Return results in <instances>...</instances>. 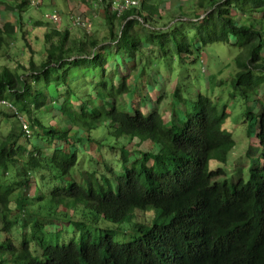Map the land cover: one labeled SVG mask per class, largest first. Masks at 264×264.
<instances>
[{"label":"trees","instance_id":"1","mask_svg":"<svg viewBox=\"0 0 264 264\" xmlns=\"http://www.w3.org/2000/svg\"><path fill=\"white\" fill-rule=\"evenodd\" d=\"M115 1L100 3L104 37L75 38L54 25L39 63L0 67V100L14 109L0 108L23 125L0 139V264H264V0H197L190 13L178 2L180 16L168 21L170 0H140L120 16ZM29 2L0 0L16 13L0 24V52L18 32L28 36ZM215 44L237 51L230 96L255 119L248 134L261 155L246 179L210 169L211 161L227 163L236 145L224 128L227 106L199 93L189 112L180 81L172 95L159 89L154 100L147 92L161 57L192 55L195 64ZM136 94L135 106L128 100ZM169 99L167 118L160 107ZM101 126L107 137H93ZM91 144L120 158L99 164L87 155ZM152 209L151 221H138Z\"/></svg>","mask_w":264,"mask_h":264},{"label":"rangeland","instance_id":"2","mask_svg":"<svg viewBox=\"0 0 264 264\" xmlns=\"http://www.w3.org/2000/svg\"><path fill=\"white\" fill-rule=\"evenodd\" d=\"M186 1H190L189 8H187L188 4H186ZM7 2L14 7V5L19 3L20 0H7ZM178 2H181V4L185 7V13H190L194 10L195 7L193 6L196 4L197 0L168 1L162 11L164 14L169 13L168 16L165 17V21H168L170 18L173 19L176 15L180 16V13L177 11V7L175 5ZM91 3H93V0H38V6H36L33 3V0H30L28 9L22 14L24 21L29 23V25H25V30L29 31V34L24 37L23 33L18 32L15 41L9 48H7V53H4L3 51L0 52V67L7 65L12 69H17L20 65L26 64L31 57L39 63L44 57V50L46 47L44 35L49 28H56L54 27L56 24L49 22L47 16H51L55 13H57L61 18V23L59 24L61 26L60 29H68L75 38L87 33L84 29L74 26L71 17L77 13L89 18L93 23V29L88 34H95L100 38L104 37L107 33V25L105 23L103 5H100L93 11H87L90 8L89 4L91 5ZM80 5L81 10H78V6ZM0 13L2 14L0 15V24H4L5 19L13 22L16 19V13L11 11L8 12L4 7H0ZM202 13L203 12H199V14ZM257 17L261 18V15H257ZM34 21H41L43 24L41 27H35L33 25ZM226 48L227 47L224 44L207 46L205 48L206 50L204 55L202 54V60L197 58L195 64L188 63L193 60L192 55L187 58L188 62L181 60L178 56H175L174 59H169V64H166L169 61L167 62L163 57H161V68L157 74L158 81H156V76L153 72L149 73V77H152L150 79L152 81L155 80L156 83L151 82L148 84L147 92L151 93L150 96L154 100L159 93V89L160 91H166V95H172L174 88H176V82L180 81L181 84L180 87H178L180 89L179 93L183 94L184 98L188 101L187 109L189 112L191 111L190 102L196 99L199 93L209 96L215 103L218 104V108L220 110H223L224 107L227 106L229 116L225 122L224 128L232 134L236 145L230 152L227 163L223 164L217 161H211L210 169L216 170L218 168H224L227 179H231L234 174L235 177L241 176L246 179L249 168L253 166L258 157H260L261 153L255 134H248L249 126H254L255 119L247 121L244 116V112L247 109L244 100L241 98H232L230 96L232 88L228 84H230L232 77L236 72L233 60L237 51L235 49L229 51ZM218 54L225 56L227 61L218 57ZM183 62H185V64H183ZM168 75H170V77H168ZM213 75H215V78H213ZM220 81H224L223 85L219 84ZM157 86L158 89L155 90ZM137 94L139 93L137 92ZM137 94V97H130L133 102L128 100L129 103H132L135 106L137 105V100L141 99ZM260 95L264 100V92L261 91ZM169 102H171L170 99L164 100L161 102L162 107H160L161 113L167 118L172 111V106ZM181 103L183 104L182 107L185 108L184 103L182 101ZM142 104L143 111L146 112L147 108L144 106L146 101L144 100ZM154 106L155 104L149 105V108L151 109ZM0 111L9 115L8 117L4 114L0 115L1 139V137L6 136L10 133V131H12L14 125L17 126V129H21V126L23 125L20 119L13 116L14 113L11 111L3 108H0ZM24 118L27 120L25 116ZM253 130L254 128L251 129V131ZM79 134L80 133L76 132L75 135L77 136ZM103 135L107 137L105 126L99 127L92 136L97 138ZM137 142V140H134L131 145L128 144L130 150L133 148V145L137 144ZM150 147L152 146L141 145L140 149ZM85 149L87 150V155L92 157L99 164L104 162L105 159L120 158V154H117L116 152L115 154H109L108 151H111L110 148L105 147L102 149L103 152H99L101 150H96V144L87 145ZM131 155L132 159L136 157L134 153ZM262 161L263 160L261 158V163ZM219 179L223 180L224 176L219 177ZM153 213V209L147 212L138 213V221H151L154 216ZM51 223L57 224L60 229H62V227L68 228L70 226L68 223L55 220H52Z\"/></svg>","mask_w":264,"mask_h":264},{"label":"built area","instance_id":"3","mask_svg":"<svg viewBox=\"0 0 264 264\" xmlns=\"http://www.w3.org/2000/svg\"><path fill=\"white\" fill-rule=\"evenodd\" d=\"M99 1H101V0H99ZM135 5L136 6L138 5V1H136V0H124L121 2V4H119L115 7V11L117 12V15L120 16L121 12L124 9H127L130 6H135ZM47 18L54 21V22H59V20H60V17L57 13L52 14L51 16H47ZM71 20H72L74 26L79 27V28H83L88 32L92 28L90 20L86 19L84 16H82L80 14L73 15L71 17ZM0 107H4V108H8V109H14L12 104L6 100H0ZM24 128L27 129V126L24 125Z\"/></svg>","mask_w":264,"mask_h":264},{"label":"clouds","instance_id":"4","mask_svg":"<svg viewBox=\"0 0 264 264\" xmlns=\"http://www.w3.org/2000/svg\"><path fill=\"white\" fill-rule=\"evenodd\" d=\"M103 0H101V1H99V0H95V6H100L101 4V2H102ZM119 1V0H118ZM118 1L116 0L114 3H113V10L115 11V7L118 5L117 3H118ZM136 1H138V0H136ZM138 5H140V0L138 1ZM137 5V6H138ZM78 14V13H77ZM60 17V16H59ZM86 18V17H85ZM48 19V18H47ZM86 19H88V20H90L89 18H86ZM48 21H50V22H53V23H55L56 24V27L57 28H59L60 29V23H61V18H60V20H59V22H54V21H52V20H50V19H48ZM91 22V21H90ZM91 25H92V28H91V30L89 31V32H91L92 31V29H93V23L91 22ZM77 28H79V27H77ZM83 29V28H82ZM85 30V29H84ZM86 31V30H85ZM87 33H89L88 31H86Z\"/></svg>","mask_w":264,"mask_h":264},{"label":"crops","instance_id":"5","mask_svg":"<svg viewBox=\"0 0 264 264\" xmlns=\"http://www.w3.org/2000/svg\"><path fill=\"white\" fill-rule=\"evenodd\" d=\"M95 2V0H93V3H91V5L89 4V9L87 10V11H93L94 9H97L99 6H95L94 3ZM82 5V4H81ZM81 5L80 6H78V10L80 9L81 10Z\"/></svg>","mask_w":264,"mask_h":264},{"label":"bare ground","instance_id":"6","mask_svg":"<svg viewBox=\"0 0 264 264\" xmlns=\"http://www.w3.org/2000/svg\"><path fill=\"white\" fill-rule=\"evenodd\" d=\"M248 111H249V110H248ZM238 128H239V127H238ZM240 128H241V127H240ZM251 137H252V136H251ZM258 153H259V152H258ZM260 153H261V151H260ZM258 155H259V154H258ZM235 164H236V163H235ZM235 164H234V165H235ZM233 182H234V181H233Z\"/></svg>","mask_w":264,"mask_h":264}]
</instances>
